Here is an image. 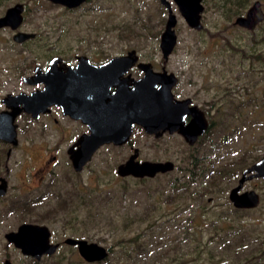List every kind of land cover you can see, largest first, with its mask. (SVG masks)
Instances as JSON below:
<instances>
[{"label":"rangeland","instance_id":"374dc122","mask_svg":"<svg viewBox=\"0 0 264 264\" xmlns=\"http://www.w3.org/2000/svg\"><path fill=\"white\" fill-rule=\"evenodd\" d=\"M220 1L222 0L203 1L204 28L201 31L191 29L172 3L173 12L177 16L175 31L178 41L166 65L168 70L176 72L183 71L188 63L211 62L217 79L223 72L227 89L224 102L242 103L234 118L230 117V125L226 128L230 131L234 127L238 129V134H258H255L251 142L257 144L254 153L263 154L264 19L254 31L234 26V18L238 15L229 17V13H225L228 4L222 10ZM255 1L257 0H251L242 14ZM258 1L264 11V0ZM217 2L219 5H215ZM26 3V28L50 31L48 34L52 43L49 44L52 47L62 49L99 46L112 55L132 46L149 62L163 63L159 42L167 10L159 0H88L74 11H65L62 6L44 0H26ZM3 9L4 7L0 8V14ZM42 49L46 51L47 48ZM187 77L188 75L183 76L182 84L186 90ZM207 97L200 94L201 99ZM225 132L223 128H215L209 146L193 151L183 147L180 140L172 136L155 139L135 133L133 141L143 158L171 160L175 163L173 171L160 173L153 178H143V181L117 175L116 165L125 150L105 147L98 151L79 175H69L71 168L62 164L53 166V172L45 173L46 177L42 178L41 187L33 190L41 176L38 170L42 163L37 159L31 169H36V172L27 180L22 178L21 181L22 185L33 188L21 193L37 197L38 204L33 211H21L19 215L9 214L3 217L0 222V263L8 251L13 264H32L12 246H6L3 234L16 228L24 220L40 221L44 216L50 217L56 210L60 212L56 217L42 221L52 231L54 242L74 237L85 238L105 247L114 245V260L120 257V246L127 244L131 248L133 243L130 239L134 238L147 246L148 254L150 253L147 264H231L234 258L230 253L220 250L219 237L239 222L254 230L255 238H264V183L258 182V190L263 195L258 209L248 213L240 212L238 215L241 218L236 220L229 213L232 208L227 203L230 180L226 178L225 182L217 172H221L225 160L240 154L250 145L244 146V134L230 140V145L225 147V143H222ZM226 151L229 154L224 156ZM192 154L197 156L205 172L216 176L218 185H210L202 201L192 199L189 203L188 200L179 199L169 203L166 197L173 194L171 181L183 175V168L189 165ZM208 174L205 173L206 177L202 179L205 185L208 184L206 181L211 180ZM21 175H24L23 167ZM198 184H192V188L196 189ZM123 190L126 198L122 200L120 196ZM209 198L211 199L208 200ZM64 199H69L71 205L60 211L59 203ZM108 201L110 210L101 212V203L106 206ZM224 213H227L226 217ZM220 214L225 219L220 218ZM176 242L181 246L179 249L169 250L167 257L153 263V257L159 251ZM56 259L61 260L60 264H98L85 262L75 247L64 243H61L54 255L42 259L40 264H51Z\"/></svg>","mask_w":264,"mask_h":264},{"label":"flooded vegetation","instance_id":"af4514ba","mask_svg":"<svg viewBox=\"0 0 264 264\" xmlns=\"http://www.w3.org/2000/svg\"><path fill=\"white\" fill-rule=\"evenodd\" d=\"M44 1L55 4L49 0ZM220 2L222 5V1ZM85 3L72 8L60 4L55 5L62 6L65 11H74ZM15 4L23 5L22 22L16 28H13L11 25L0 27V222L4 219L5 215H19L21 211H33V208L38 204L37 197H32L33 195L28 196L27 193L22 195L21 192L33 187V190L41 187L42 178L46 177L45 173L49 174L53 172V166L62 164L67 168H71L68 171L69 175L77 176L91 162L98 151L105 147L125 150V153L116 165V169L118 165L125 163L135 151H137L135 160L139 162L171 161L143 158L140 149L135 146L133 141L134 134L138 132L146 138L153 137L155 139L172 136L178 138L183 147L193 151L209 146L212 141L213 131L217 127L223 128L224 131L226 130L222 136V143H225V147L230 145V140L244 134L246 136L242 137L244 146L250 145L240 154L233 155L225 160L223 169L221 172H217L218 175L220 173L225 182L226 178L230 180L228 182L227 203L232 209L242 210L241 212L244 213L258 209L263 199V195L258 190V182L262 181L264 183V178L253 175L254 171L247 173L245 171L262 158L264 153H254L256 152L257 144L251 141L256 133L238 134L236 133L238 129L232 127L228 131L229 128H226L230 125V117L234 118L239 105L242 103L231 101V104H229L224 102V94L227 89L225 87L226 79L223 72L220 74V78L217 79L213 73L214 65L211 62L188 63L185 65L183 71L173 72L167 68L166 62L168 60L164 61L162 57L163 63L153 64L147 58H142L132 46H127L124 50L115 52L112 55L109 52L107 53L106 49L99 46H73L57 49L49 44L52 43L50 41V34H48L51 33L50 31L46 32L44 30L26 28V14L28 13L26 0H0V8L4 7L0 17L4 16L7 9ZM223 8L224 5L221 6L222 10ZM226 11L228 12V8L225 10V13ZM246 12L238 16H243ZM236 17L234 18L233 25L248 30L235 24ZM262 21L253 30L248 31H254ZM18 33L33 34V36L24 37L18 41L15 39V35ZM43 39L47 40L43 41ZM49 45L51 47H48ZM42 47H46V51ZM133 50L137 55L134 63L119 65V67L107 66L108 64L106 63L110 59L117 56H126ZM142 63H151L152 69L155 72L166 71L175 76L176 83L171 89L172 104H166L165 108L172 111L176 129L172 133L165 131L157 137L156 133H147L140 124L135 122L132 124L131 133L125 141L122 143H103L95 150L91 159L83 166L82 170L76 171L73 167L71 153L79 149L81 146L80 141L84 136L90 135L92 131H97V126L101 127L102 117L104 126L109 124V126H115L116 130L126 129L124 127L127 118L126 112L128 110L126 106L129 99H132L131 96L133 94L136 99H139L140 96L143 102L144 99L146 101V109L142 108L141 112L146 113L148 111V89L144 92L143 87L138 89L137 85V82L146 75V71L140 65ZM222 71L225 70L222 69ZM187 75L185 86L188 87V90L182 86L183 76ZM45 87L47 88V95L45 100H43L50 103L44 110L35 115L25 110L19 111L23 105L17 103L16 97H19V95H32L33 93L42 91ZM191 87L193 88L192 91L190 90ZM200 94L203 96L207 95L208 97L201 99ZM136 102L138 103V100ZM111 103L117 109L116 112L119 115L112 113ZM113 116L117 118L114 122L115 124L113 123ZM107 120L110 122L108 123ZM197 127H203L202 133L191 139H187L181 132L183 129L197 130ZM5 133H7L5 136L7 139L1 137ZM44 137L45 140H43ZM228 154L229 151H226L224 156ZM194 156V154L190 155L189 165L183 168L181 179L188 178L184 174H191ZM195 157L197 158V156ZM37 159H40L42 163V166H39L41 167L40 170H38L41 178H38L37 184L33 187L26 184L22 185V178H26L27 180L28 177L36 172V169L34 171H31V169L35 166ZM22 167L24 171L23 176L21 175ZM251 175L253 176L248 178ZM243 177H247V179L242 183L238 193H256L258 204L255 207L237 208L229 199L230 191L240 184V180ZM52 213L57 214L58 211L55 210ZM52 213L50 217L44 216L40 221L24 220L16 228L4 232L3 237L6 241V246H12V248L21 253L13 243L7 241L5 238L6 233L17 231L20 225L24 223L39 224L49 228L42 221L51 218ZM54 243H59L58 251L63 241H56ZM23 256L37 261L31 256ZM49 256H43L41 260ZM6 260L10 261V264H13L8 251L5 253L3 261L0 264H4Z\"/></svg>","mask_w":264,"mask_h":264},{"label":"water","instance_id":"95a60500","mask_svg":"<svg viewBox=\"0 0 264 264\" xmlns=\"http://www.w3.org/2000/svg\"><path fill=\"white\" fill-rule=\"evenodd\" d=\"M52 3L67 6L69 8L76 7L87 0H49ZM160 3L167 9V18L164 25V29L160 35L159 47L161 50L164 61H167L172 54L178 37L175 31L177 25V16L173 12L172 3H174L186 24L196 31H201L204 25L201 21L204 5L202 0H159ZM23 5L15 4L7 9L4 16L0 17V27L5 25H11L13 28L18 27L22 22ZM264 19V12L261 9L260 1H255L247 10L243 16H238L235 19V24L244 27L248 30H253L255 26ZM33 36V34L18 33L15 35L16 40H22L24 37ZM137 59L135 51H131L126 56H117L106 64L112 65V67H119V65H129L134 63ZM142 69L146 71V75L143 79L137 82L138 89L143 87L144 92L148 89V111L142 113L141 109H146V101L136 99L133 94L127 102L126 121L124 123V130H116V127L106 125L104 126L103 117L101 119V127L97 126V131H92L90 135L84 136L80 141V147L78 150L71 153V159L73 161V167L76 171L82 170L83 166L91 159L95 150L103 143L114 142L122 143L125 141L130 133L133 123L140 124L147 133H156L159 137L163 132L169 131L172 133L176 127L174 125V117L171 110L165 108L166 104H172V92L171 89L176 83V78L173 74H169L166 71L155 72L152 69L151 63L140 64ZM47 88L42 91L33 93L32 95H19L15 100L17 103L23 105L19 110H25L31 112L34 115L44 110L50 102H45L47 95ZM40 96V97H38ZM38 97V98H37ZM44 99V100H43ZM138 100V103L136 102ZM143 104V105H142ZM112 113L118 112L117 109L111 103ZM18 113V112H17ZM125 113V112H124ZM114 117V116H113ZM117 120L113 118V123ZM109 123L110 121L107 120ZM115 124V123H114ZM191 130L183 129L181 132L187 138L191 139L202 133V128H196ZM196 131V132H195ZM161 132V133H157ZM192 134V135H191ZM7 133L1 135L4 137ZM120 136V137H119ZM121 138V139H119ZM119 139V140H118ZM137 151L125 162L118 165L116 169L117 175L120 177L131 176L133 178H153L158 173H165L174 169V163L172 161H142L135 160ZM254 171L255 176L264 178V156L260 158L255 164L248 168L245 173ZM249 176L248 178L252 177ZM247 177H243L240 180V184L230 191L229 199L233 205L237 208H250L255 207L258 204V196L254 192H246L239 194L238 191ZM5 238L8 242L18 248L23 255L31 256L37 261L41 260L43 256L53 255L59 246V243L51 241V231L47 226L39 224L24 223L20 225L17 231H11L6 233ZM64 244L76 247L79 256L87 263H95L105 260L109 252L107 248L97 242L88 241L85 238L66 237L63 240ZM4 264H10V261L6 260Z\"/></svg>","mask_w":264,"mask_h":264},{"label":"trees","instance_id":"16d2710c","mask_svg":"<svg viewBox=\"0 0 264 264\" xmlns=\"http://www.w3.org/2000/svg\"><path fill=\"white\" fill-rule=\"evenodd\" d=\"M251 0H222V5L228 4V13L229 17L234 15H240L242 14V11L246 7V5ZM219 5V4H215ZM227 12V11H226ZM262 59L264 60V57L262 56ZM205 173L208 174V172H205L203 168L201 167L198 158L195 156L193 157L192 161V169L191 174H184L187 175L188 178L181 179V178H175L172 182V192L173 194H168L166 197V200L171 203L176 200H188L189 203L192 199H196L198 201H202V198L204 197L205 191L209 189L210 185H218V181L216 179V176L213 177L212 175L208 174L211 177V180L209 179L206 181L208 183L205 185L203 182V178L206 177ZM220 174V173H219ZM140 181H143V179H139ZM201 182V183H200ZM199 183L198 187L192 188V184ZM121 199L126 198V192L125 190L121 193ZM111 200V198H110ZM121 200V201H122ZM71 202L69 199H64L59 203L60 211H64L65 208L68 206L70 207ZM102 209L101 212H104L105 210H110L109 201L108 204L105 206L103 203H101ZM119 209H117L118 211ZM242 210L238 209H232L229 213L234 215L236 220L238 218H241V216L238 215ZM55 213V212H54ZM60 212L57 214H53V217H56ZM148 213V212H147ZM225 217L227 216V213H224ZM220 218H224L222 214L219 215ZM215 232H217L216 228H214ZM130 241L133 243V246L131 248L127 247V244L120 246V257L115 258L113 260V255L116 254V251L114 250V245L107 246V250L109 252L108 257L100 262H96L98 264H147V259L150 255L148 254V248L147 246L142 243L138 242L137 239L131 238ZM122 243V242H120ZM181 246L178 244V242L174 243L172 246H169L166 249H163L159 251V253L153 257V263L156 261H161L163 258L167 257L169 250L176 251ZM218 247L221 251L225 253H230L233 258L234 262L237 264H264V238L260 236H254V230L250 229L247 226H243V224H240L239 222L234 225V228L230 229L229 231L225 232L223 235L219 237V244ZM148 254V255H146ZM51 257V256H50ZM49 258V257H46ZM32 264H40V262L35 261L34 259H29ZM142 261V262H141ZM232 261L231 264H234ZM61 260H54L51 264H60Z\"/></svg>","mask_w":264,"mask_h":264}]
</instances>
